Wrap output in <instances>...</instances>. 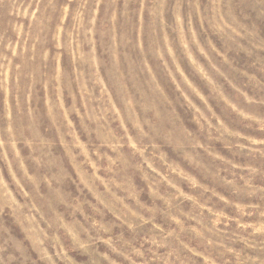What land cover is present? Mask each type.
I'll return each mask as SVG.
<instances>
[{"label": "rangeland", "instance_id": "1", "mask_svg": "<svg viewBox=\"0 0 264 264\" xmlns=\"http://www.w3.org/2000/svg\"><path fill=\"white\" fill-rule=\"evenodd\" d=\"M0 264H264V0H0Z\"/></svg>", "mask_w": 264, "mask_h": 264}]
</instances>
